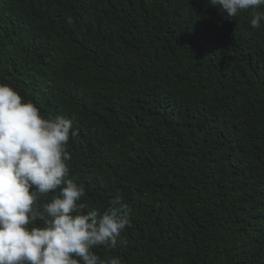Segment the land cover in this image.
<instances>
[{"label": "trees", "instance_id": "trees-1", "mask_svg": "<svg viewBox=\"0 0 264 264\" xmlns=\"http://www.w3.org/2000/svg\"><path fill=\"white\" fill-rule=\"evenodd\" d=\"M264 11V7L260 9ZM207 0H0V83L73 121L87 210L132 209L123 264H264V21Z\"/></svg>", "mask_w": 264, "mask_h": 264}, {"label": "clouds", "instance_id": "clouds-1", "mask_svg": "<svg viewBox=\"0 0 264 264\" xmlns=\"http://www.w3.org/2000/svg\"><path fill=\"white\" fill-rule=\"evenodd\" d=\"M227 19L250 11L264 21V0H207ZM77 135L63 115L45 118L9 84L0 83V264H123L94 249L127 244L131 207L116 194L101 212L87 210L86 189L71 174L69 142Z\"/></svg>", "mask_w": 264, "mask_h": 264}]
</instances>
